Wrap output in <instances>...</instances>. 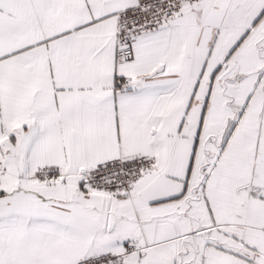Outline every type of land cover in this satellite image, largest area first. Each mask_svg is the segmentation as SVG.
<instances>
[{
	"label": "snow or ice",
	"instance_id": "1",
	"mask_svg": "<svg viewBox=\"0 0 264 264\" xmlns=\"http://www.w3.org/2000/svg\"><path fill=\"white\" fill-rule=\"evenodd\" d=\"M0 264H264V0H0Z\"/></svg>",
	"mask_w": 264,
	"mask_h": 264
}]
</instances>
